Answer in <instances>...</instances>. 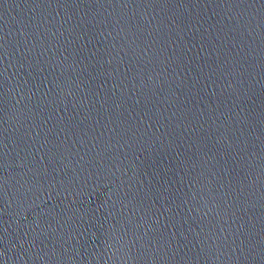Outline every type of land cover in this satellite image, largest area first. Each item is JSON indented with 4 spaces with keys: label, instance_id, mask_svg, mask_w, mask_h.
Here are the masks:
<instances>
[{
    "label": "water",
    "instance_id": "95a60500",
    "mask_svg": "<svg viewBox=\"0 0 264 264\" xmlns=\"http://www.w3.org/2000/svg\"><path fill=\"white\" fill-rule=\"evenodd\" d=\"M0 264H264V0H0Z\"/></svg>",
    "mask_w": 264,
    "mask_h": 264
}]
</instances>
